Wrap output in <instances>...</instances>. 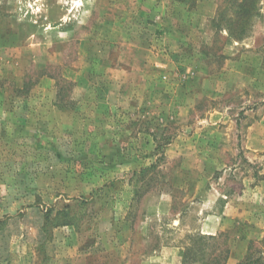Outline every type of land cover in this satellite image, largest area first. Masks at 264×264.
I'll list each match as a JSON object with an SVG mask.
<instances>
[{"label":"rangeland","instance_id":"rangeland-1","mask_svg":"<svg viewBox=\"0 0 264 264\" xmlns=\"http://www.w3.org/2000/svg\"><path fill=\"white\" fill-rule=\"evenodd\" d=\"M233 6L0 0V264H264V0L237 40Z\"/></svg>","mask_w":264,"mask_h":264},{"label":"trees","instance_id":"trees-1","mask_svg":"<svg viewBox=\"0 0 264 264\" xmlns=\"http://www.w3.org/2000/svg\"><path fill=\"white\" fill-rule=\"evenodd\" d=\"M233 9L235 10L234 15L229 19L225 26L228 31V36L232 39H241L243 34L248 30L247 26L249 25L248 21L253 15L256 14L255 4L256 0H232ZM223 18V14L220 15ZM246 26L247 30L243 28ZM69 205H64L62 210L55 211L52 216V209L46 212L45 222L51 221L54 226H72L74 224V219L69 215L68 208Z\"/></svg>","mask_w":264,"mask_h":264}]
</instances>
